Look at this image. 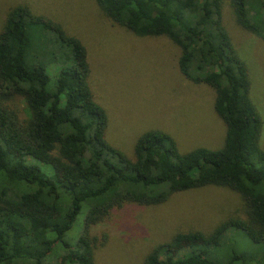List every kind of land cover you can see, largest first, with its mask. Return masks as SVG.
<instances>
[{"label": "trees", "instance_id": "obj_1", "mask_svg": "<svg viewBox=\"0 0 264 264\" xmlns=\"http://www.w3.org/2000/svg\"><path fill=\"white\" fill-rule=\"evenodd\" d=\"M223 2L238 27L264 41V0H94L135 37H164L176 46L179 73L213 90L212 109L225 129L221 148L185 154L166 133L145 131L131 160L104 139L107 118L93 101L82 44L26 6L6 12L0 30V264H93L106 236L98 241L90 229L112 210L159 205L206 186L237 194L242 218L228 217L207 234L177 233L142 264H264L261 119L249 98L247 69L221 25ZM16 99L21 116L8 106ZM81 212L76 238L65 241ZM228 230L241 232L254 250L234 245L217 254Z\"/></svg>", "mask_w": 264, "mask_h": 264}, {"label": "rangeland", "instance_id": "obj_2", "mask_svg": "<svg viewBox=\"0 0 264 264\" xmlns=\"http://www.w3.org/2000/svg\"><path fill=\"white\" fill-rule=\"evenodd\" d=\"M18 5L58 24L82 44L93 101L107 118L104 139L125 158L132 159L135 140L149 130L166 133L179 154L221 148L225 129L212 109L214 92L179 73L178 48L166 38L135 37L108 20L94 0H0V30L6 12ZM221 25L247 69L249 98L261 119L257 145L264 150V41L235 24L226 2L221 7ZM53 80L49 75L48 87ZM8 106L22 115L18 99ZM241 207L237 194L212 186L172 194L159 205H124L90 229L98 241L106 236L94 251L93 264H142L155 246L177 233L207 234L228 217L242 218ZM82 216L83 212L65 241L76 238ZM234 245L245 253L254 250L241 232L228 230L217 254Z\"/></svg>", "mask_w": 264, "mask_h": 264}]
</instances>
